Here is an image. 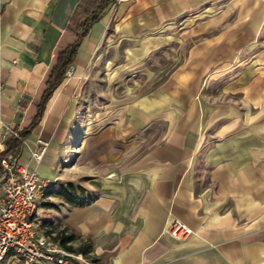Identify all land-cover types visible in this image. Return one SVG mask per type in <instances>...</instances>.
Segmentation results:
<instances>
[{"label":"crops","instance_id":"1","mask_svg":"<svg viewBox=\"0 0 264 264\" xmlns=\"http://www.w3.org/2000/svg\"><path fill=\"white\" fill-rule=\"evenodd\" d=\"M79 2L0 0V143L7 126L33 117L58 52L75 39ZM190 14L210 15L204 24L223 34L106 121L88 117L84 86L99 50L128 42L145 57L164 27ZM263 32L264 0H116L90 26L18 153L50 188L86 190V204L57 209L73 248L89 239L97 264H264ZM205 74L227 78L212 93L201 88ZM38 139L47 143L40 162ZM169 219L190 228L185 240L167 233Z\"/></svg>","mask_w":264,"mask_h":264},{"label":"rangeland","instance_id":"2","mask_svg":"<svg viewBox=\"0 0 264 264\" xmlns=\"http://www.w3.org/2000/svg\"><path fill=\"white\" fill-rule=\"evenodd\" d=\"M209 16L190 14L178 18L158 33L162 42L157 47H150L145 57L132 55L128 42H114L113 46L101 48L100 58L93 64L92 74L84 86L83 101L87 107L90 106L88 117L94 110L97 111L99 120L106 121L117 109L128 107L161 84L173 69L187 61L194 47L200 49L203 40L218 39V35L223 33L216 28L209 30L203 22ZM234 19L232 16L230 21L234 22ZM263 40L264 32L256 37L258 44L255 49L262 46ZM225 78L227 77L220 76L207 80L205 74L201 80V88L215 93L225 82ZM53 188H58V185L55 184ZM62 200L55 195L48 196L41 201V208L35 217L39 230L54 239L60 229L56 215ZM74 249L76 248L72 247L71 250ZM5 262L4 260L1 264Z\"/></svg>","mask_w":264,"mask_h":264},{"label":"built area","instance_id":"3","mask_svg":"<svg viewBox=\"0 0 264 264\" xmlns=\"http://www.w3.org/2000/svg\"><path fill=\"white\" fill-rule=\"evenodd\" d=\"M71 66L66 71L70 75ZM6 127L3 139L16 135ZM47 143L41 139L31 152L36 162L42 160ZM5 145L0 143V152ZM51 185L38 173L18 163V155L0 159V264L7 258L22 264H97L89 255L70 251L39 230L35 217L46 189ZM167 233L182 241L191 233L178 219H169Z\"/></svg>","mask_w":264,"mask_h":264},{"label":"trees","instance_id":"4","mask_svg":"<svg viewBox=\"0 0 264 264\" xmlns=\"http://www.w3.org/2000/svg\"><path fill=\"white\" fill-rule=\"evenodd\" d=\"M116 0H80L74 9L70 19L68 29L75 39L64 49L58 52L56 62L51 68L45 81V88L36 106V111L30 122L24 128L18 130L16 135H11L5 139V149L0 152V159L9 154L18 155L23 142L28 138L33 128L38 124L46 107V103L51 97L55 88L66 77V71L72 65L81 40L86 36L90 26L97 21L108 6ZM46 194L55 195L63 199L69 205L81 206L89 199L86 197V190L74 183H60L58 188L46 189ZM64 248L88 255L92 251V243L85 239L76 249L71 250L70 243L76 239L75 235L67 229H59L55 237Z\"/></svg>","mask_w":264,"mask_h":264}]
</instances>
